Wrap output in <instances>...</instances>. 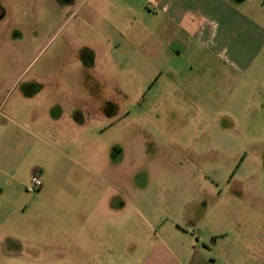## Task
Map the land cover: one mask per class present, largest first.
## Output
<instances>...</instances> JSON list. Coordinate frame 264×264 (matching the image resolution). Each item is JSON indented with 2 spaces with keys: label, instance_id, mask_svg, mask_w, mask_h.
<instances>
[{
  "label": "rangeland",
  "instance_id": "1",
  "mask_svg": "<svg viewBox=\"0 0 264 264\" xmlns=\"http://www.w3.org/2000/svg\"><path fill=\"white\" fill-rule=\"evenodd\" d=\"M132 3L0 0V264H264V43L205 64Z\"/></svg>",
  "mask_w": 264,
  "mask_h": 264
},
{
  "label": "crops",
  "instance_id": "2",
  "mask_svg": "<svg viewBox=\"0 0 264 264\" xmlns=\"http://www.w3.org/2000/svg\"><path fill=\"white\" fill-rule=\"evenodd\" d=\"M121 1L128 9L134 10L132 0ZM138 5L140 10L146 7L148 12L151 9L155 15L157 44L160 47L173 49L175 54L181 56L187 54L188 50H193L195 56L197 53L201 59L204 57L201 61L205 64L209 62V54L215 49L222 50L226 55L230 49L233 56L238 57L241 54L243 56L245 42L259 45L264 43V28L256 27L231 0H141ZM250 29L253 31L248 32ZM181 33L185 37L180 36ZM193 43L203 53L197 52L194 46L191 49ZM193 52L191 53L194 55ZM175 54L174 57H177ZM227 60H230L229 56ZM230 63L234 62L230 60ZM36 174L42 178L44 188L49 181V174L42 169L36 171ZM175 230L180 231V226L177 225ZM174 247L179 253L176 254V264H211L193 244L192 239L177 243ZM182 253L189 255L181 258Z\"/></svg>",
  "mask_w": 264,
  "mask_h": 264
},
{
  "label": "built area",
  "instance_id": "3",
  "mask_svg": "<svg viewBox=\"0 0 264 264\" xmlns=\"http://www.w3.org/2000/svg\"><path fill=\"white\" fill-rule=\"evenodd\" d=\"M42 179L38 176V175H35L31 181H30V185H29V191H34V190H37L39 189L41 186H42Z\"/></svg>",
  "mask_w": 264,
  "mask_h": 264
}]
</instances>
